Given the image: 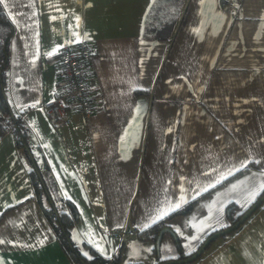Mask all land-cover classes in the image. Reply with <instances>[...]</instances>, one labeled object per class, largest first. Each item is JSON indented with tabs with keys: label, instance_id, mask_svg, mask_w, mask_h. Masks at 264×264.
<instances>
[{
	"label": "crops",
	"instance_id": "0c3cea01",
	"mask_svg": "<svg viewBox=\"0 0 264 264\" xmlns=\"http://www.w3.org/2000/svg\"><path fill=\"white\" fill-rule=\"evenodd\" d=\"M166 2L0 0L13 27L4 91L27 130L26 147L0 132V264H69L43 211L51 205L75 209L69 236L85 258L119 250L120 264L137 246L155 264L180 258L171 231L190 254L227 224L229 204L241 211L264 190V0L158 8ZM171 20L170 38L154 36ZM80 39L93 49V111L50 115L42 103L58 83V50ZM190 201L166 219L157 252L122 232ZM218 237L191 264H264V202Z\"/></svg>",
	"mask_w": 264,
	"mask_h": 264
},
{
	"label": "trees",
	"instance_id": "16d2710c",
	"mask_svg": "<svg viewBox=\"0 0 264 264\" xmlns=\"http://www.w3.org/2000/svg\"><path fill=\"white\" fill-rule=\"evenodd\" d=\"M152 16L155 17L156 13ZM175 22L176 21H174V20L167 21V22L164 21L157 27H151L150 30L154 34V36H156V37L170 38V36L173 33ZM12 31H13L12 24H11L10 20L8 19L7 15L5 14V12L3 11L1 4H0V114L3 116H6L9 120V122L13 124L12 131L14 133L17 144L19 146L26 147L27 130L24 127L20 116L14 114L12 112V110L8 104L7 98H6L5 91H4L5 69H6V64H7V60H8V40L12 34ZM4 130H5V128L2 126V124L0 122V132H3ZM246 169H248V167L243 168L239 172L245 171ZM30 172H31L34 190H35L36 194L39 195L42 191H44V184H43L41 177L39 176V172H38V170L34 164H33V167L30 169ZM263 202H264V200L258 206H260ZM193 203H194V201H190V202L186 203L185 205L181 206L180 208L173 210L170 214H168V216H165L164 218H161V219L155 221L150 226L146 227L142 231H139V233L137 235L141 238L152 239L154 241L153 250H154V252H157L158 247L155 243L156 236H157V233L160 230V228L166 226V223H165L166 219L171 215L183 214V213L187 212ZM257 207L255 209H257ZM245 209H243L241 211H237L236 206L234 204H229L227 206V209H226L228 222L224 227L230 225L233 221H235L236 218ZM43 211H44V213H45V215H46V217H47V219H48V221H49V223H50V225L54 231V235L56 237L57 242L59 243L63 253L65 254V256L67 257V259L69 261V264H72L75 262H78L81 264H109L110 261H112V264H118L119 250H117L110 257H103L96 252H92L91 257L85 258V256L72 244V241L70 240V236H69L68 227L72 224V222L74 220L75 209H73L71 213H68L66 211H57V209L53 205H51L48 208L43 209ZM248 217L246 219H248ZM245 220L240 225H238L235 229H233L227 233H224L220 236L225 238V237L233 234L245 222ZM220 229H222V228H220ZM171 232L173 234L176 245L178 247V251H179L178 257L186 256L185 254L182 253V251L180 249V245H179L176 234L173 231H171ZM208 244L206 245V247L208 246ZM204 250L202 251V253L204 252ZM202 253L200 255H198L195 259L199 258L202 255ZM194 260L187 262V263H183V264H191Z\"/></svg>",
	"mask_w": 264,
	"mask_h": 264
},
{
	"label": "built area",
	"instance_id": "2783aa9c",
	"mask_svg": "<svg viewBox=\"0 0 264 264\" xmlns=\"http://www.w3.org/2000/svg\"><path fill=\"white\" fill-rule=\"evenodd\" d=\"M92 45L86 39H80L61 46L56 56V73L58 83L52 90L50 98L42 103L43 109L50 115L61 116L66 109L81 112L84 116L92 113L94 105L88 90V62L92 56ZM67 121L66 118L63 119ZM0 122L5 130L13 124L6 116L0 114ZM117 232V229L114 230ZM129 237L139 233L137 228L122 231Z\"/></svg>",
	"mask_w": 264,
	"mask_h": 264
},
{
	"label": "water",
	"instance_id": "95a60500",
	"mask_svg": "<svg viewBox=\"0 0 264 264\" xmlns=\"http://www.w3.org/2000/svg\"><path fill=\"white\" fill-rule=\"evenodd\" d=\"M30 155V154H29ZM264 200V191L236 218L235 221H233L230 225L219 229L217 231L212 232L208 236H206L200 245L190 254H187L184 257L180 258H174V259H165V260H160L156 262L155 264H176V263H187L192 260H194L198 255L202 253V251L205 249L206 245L216 236L222 235L224 233H227L233 229H235L238 225H240L253 211L254 209ZM169 230V227L164 226L160 228V230L157 233L155 243L158 247L159 239L161 234Z\"/></svg>",
	"mask_w": 264,
	"mask_h": 264
},
{
	"label": "rangeland",
	"instance_id": "374dc122",
	"mask_svg": "<svg viewBox=\"0 0 264 264\" xmlns=\"http://www.w3.org/2000/svg\"><path fill=\"white\" fill-rule=\"evenodd\" d=\"M170 1L171 0H167L166 3H164V4L161 3L158 6V8L161 7L163 9H167V7H168L167 3H170ZM162 11H160V12H162ZM151 13H153V11ZM156 13H157V11H156ZM215 238H219V237L216 236ZM146 263H147V261H146L144 249L141 247H137V246L135 248H134V246L125 248L123 251V258L120 260V264H146ZM72 264H81V263L75 262ZM176 264H183V263H176Z\"/></svg>",
	"mask_w": 264,
	"mask_h": 264
}]
</instances>
